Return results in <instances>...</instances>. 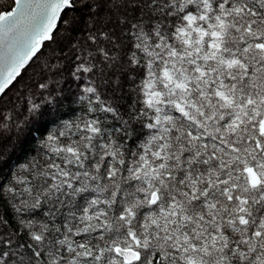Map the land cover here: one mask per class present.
<instances>
[{
  "label": "snow or ice",
  "instance_id": "6c2138e0",
  "mask_svg": "<svg viewBox=\"0 0 264 264\" xmlns=\"http://www.w3.org/2000/svg\"><path fill=\"white\" fill-rule=\"evenodd\" d=\"M0 9V264H264V0Z\"/></svg>",
  "mask_w": 264,
  "mask_h": 264
},
{
  "label": "trees",
  "instance_id": "16d2710c",
  "mask_svg": "<svg viewBox=\"0 0 264 264\" xmlns=\"http://www.w3.org/2000/svg\"><path fill=\"white\" fill-rule=\"evenodd\" d=\"M10 2H11V0H0V6L6 5V4L10 3ZM0 10H2V9H0ZM48 46L49 45H48L47 42L43 45L45 51L47 50ZM40 55L42 56L43 53H41ZM31 67L32 68L37 67V65L35 64V61L32 62ZM24 78H25L24 76L21 77V79H24ZM29 145H30V141L25 139L23 141V143L19 146L18 150H16L13 153L12 158H11V160L8 163L18 162V161L22 160L24 155H25V153L28 151ZM2 166L3 167H7L8 164H4Z\"/></svg>",
  "mask_w": 264,
  "mask_h": 264
},
{
  "label": "water",
  "instance_id": "95a60500",
  "mask_svg": "<svg viewBox=\"0 0 264 264\" xmlns=\"http://www.w3.org/2000/svg\"><path fill=\"white\" fill-rule=\"evenodd\" d=\"M45 43H46V42H44V44H45ZM44 44H43V45H44ZM43 45H42V46H43Z\"/></svg>",
  "mask_w": 264,
  "mask_h": 264
}]
</instances>
